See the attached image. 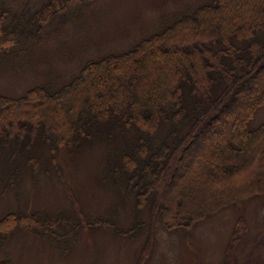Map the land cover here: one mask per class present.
Returning a JSON list of instances; mask_svg holds the SVG:
<instances>
[{
  "label": "trees",
  "instance_id": "obj_1",
  "mask_svg": "<svg viewBox=\"0 0 264 264\" xmlns=\"http://www.w3.org/2000/svg\"><path fill=\"white\" fill-rule=\"evenodd\" d=\"M93 1L46 0L9 21L0 0V74L24 62L57 18ZM167 24L124 52L87 60L55 91L43 84L19 97L0 95L6 187L25 170L40 172L39 147L56 167L57 156L103 143L104 178L134 193L151 226L157 221L168 233L235 205L242 176L254 179L250 195H264V123L249 127L264 107V0H212ZM68 194L73 228L124 233L109 219L88 221ZM69 221L64 213L10 212L0 236L25 229L54 243L69 236ZM151 232L136 264L149 257Z\"/></svg>",
  "mask_w": 264,
  "mask_h": 264
},
{
  "label": "rangeland",
  "instance_id": "obj_2",
  "mask_svg": "<svg viewBox=\"0 0 264 264\" xmlns=\"http://www.w3.org/2000/svg\"><path fill=\"white\" fill-rule=\"evenodd\" d=\"M45 1L5 0L9 21L14 15L24 18ZM211 1L94 0L79 4L57 18L48 28L50 33L43 31L47 36L40 44L35 42L24 62L13 63L4 70L7 73L0 74V95L19 97L43 84L55 91L76 76L87 60L124 52L178 15ZM262 123L264 107L249 127ZM106 147L102 143L72 157L57 156L56 167L48 149L39 147L44 162L40 172L31 175L25 170L10 187H6L10 177L1 165L6 159L0 160V219L10 212L70 217L69 236L63 241L51 243L25 229L0 236V264H136L151 229L145 264H264V195L249 194L254 179L239 178L240 200L235 205L219 209L191 229L168 233L157 221L151 226L148 210L137 209L134 193L104 178ZM66 189L78 200L88 221L109 219L124 233L108 226L73 228L77 218Z\"/></svg>",
  "mask_w": 264,
  "mask_h": 264
}]
</instances>
